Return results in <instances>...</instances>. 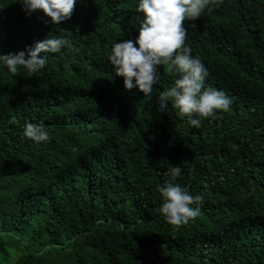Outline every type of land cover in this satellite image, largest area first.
<instances>
[{
    "label": "trees",
    "instance_id": "1",
    "mask_svg": "<svg viewBox=\"0 0 264 264\" xmlns=\"http://www.w3.org/2000/svg\"><path fill=\"white\" fill-rule=\"evenodd\" d=\"M134 8L77 0L53 24L0 0V55L49 34L72 43L35 74L0 67V264H264V0H223L182 22L204 86L232 101L198 128L171 101L158 110L176 78L166 67L151 96L112 74L111 43L138 35ZM26 121L50 140L24 138ZM165 180L202 198L187 224L159 213Z\"/></svg>",
    "mask_w": 264,
    "mask_h": 264
},
{
    "label": "clouds",
    "instance_id": "2",
    "mask_svg": "<svg viewBox=\"0 0 264 264\" xmlns=\"http://www.w3.org/2000/svg\"><path fill=\"white\" fill-rule=\"evenodd\" d=\"M138 13V35L134 40L119 39L111 43L107 60L112 74L122 77L123 88H136L144 96H151L154 85H158L162 72L160 66L174 73L172 86L157 97V107L166 111L168 101L187 120L189 126L200 127L201 120L214 118L217 110H227L231 98L222 90L205 87L208 69L198 56L192 55L186 43L185 20H196L206 11L210 12L223 0H134ZM25 16L40 11L53 24L68 20L77 0H17ZM70 39L48 35L35 41L31 46L15 53L0 55V67L15 76L19 68L35 74L46 67L49 54H58L62 49L71 48ZM66 66L75 63V55L64 57ZM22 135L33 143H46L49 132L43 121L25 122ZM75 150V149H73ZM169 176L181 174L178 166L168 168ZM162 203L159 213L165 222L180 226L196 218L200 212L202 198L193 195L186 186L165 180L158 185Z\"/></svg>",
    "mask_w": 264,
    "mask_h": 264
}]
</instances>
